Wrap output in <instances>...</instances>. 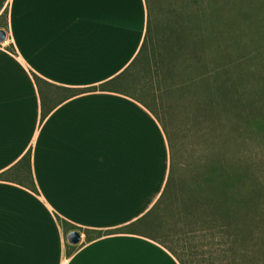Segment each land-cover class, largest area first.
I'll use <instances>...</instances> for the list:
<instances>
[{"label": "crops", "instance_id": "crops-1", "mask_svg": "<svg viewBox=\"0 0 264 264\" xmlns=\"http://www.w3.org/2000/svg\"><path fill=\"white\" fill-rule=\"evenodd\" d=\"M148 15L146 0H0V264H180L138 223L168 180L164 128L98 88L136 58Z\"/></svg>", "mask_w": 264, "mask_h": 264}, {"label": "trees", "instance_id": "trees-1", "mask_svg": "<svg viewBox=\"0 0 264 264\" xmlns=\"http://www.w3.org/2000/svg\"><path fill=\"white\" fill-rule=\"evenodd\" d=\"M146 2L148 25L138 55L119 76L98 88L124 91L123 79L130 75L136 79V75L141 74L139 66H144L145 63L152 68L150 73L144 75L148 78L146 86L142 85V79L137 86L138 80L134 84L137 91L145 92L143 96L157 99V91H187L191 84L198 81L202 84L201 107L205 113V127L202 128L201 138L205 143L197 167H194L193 161L188 163V168H191V183L178 182L176 172L184 167L186 169L187 165L180 164L177 160L173 139L162 116L143 97L124 91L132 94L154 113L164 128L170 147V172L165 189L152 209L139 220L140 230L154 237L145 226L149 223L158 224L161 207L170 204L174 216L182 217L185 213L184 217L187 216L189 220L211 217L210 223L215 224L222 236L228 238L225 243L231 247L229 250L232 257H248L249 252L238 247L240 240L249 236V241L264 244V208L260 205L264 197V176H260L254 168L249 142L252 133L254 134L253 126H257L264 134V74L259 69L247 68L245 64L249 56L264 51V44L238 56L235 54V47L241 42L227 26L230 32L220 29L214 35L215 39L213 36H196L193 32H179L176 28L173 31L176 40L171 43L169 37L163 39L164 49L159 53L154 43L151 48L149 46L153 40V21L151 0ZM223 23L226 25V22ZM177 53L184 57L187 72L180 82H168L175 75L174 56ZM195 56L200 60L201 71L198 74L193 73ZM34 79L40 86L41 78L35 74ZM153 83H157V87ZM212 108L217 113L207 119V111ZM21 162L27 166L29 177L32 178L31 154L27 153ZM176 187L178 192L175 193L172 188ZM169 192L170 196L173 193L175 196L170 198ZM180 200L185 212L178 207ZM154 239L170 250L180 264H188L179 252L157 237Z\"/></svg>", "mask_w": 264, "mask_h": 264}, {"label": "rangeland", "instance_id": "rangeland-1", "mask_svg": "<svg viewBox=\"0 0 264 264\" xmlns=\"http://www.w3.org/2000/svg\"><path fill=\"white\" fill-rule=\"evenodd\" d=\"M151 9L153 40L149 46L151 48L154 43L159 53L164 49L163 39L169 37L171 43L176 40L173 34L176 28L179 32L213 36V39L218 30L230 32L228 28H231L235 38L241 42L235 47V54L238 56L264 44V0H151ZM223 22H226V25ZM193 62V73L198 74L201 71L200 60L195 56ZM174 64L175 75L168 79V82H180L183 74L187 72L185 59L179 53L174 56ZM245 65L252 70L259 69L264 74V51L249 56ZM139 69L140 76L136 75V79L135 76H126L122 87L124 91L143 97L162 116L173 139L177 160L180 164L187 165L186 169L184 167L176 172V179L178 182L191 183V168H188V163L193 161L192 164L197 167L205 143L201 138L202 128L205 127V113L201 107L202 84L196 81L187 91H155L157 99H154L151 96H143L145 92L135 89L137 80L136 86L141 79L144 80L142 85L146 86L148 78L144 75L150 73L152 68L145 63L144 66L140 65ZM149 86L151 87L150 83ZM216 113V109L208 110L207 119H211ZM253 130L254 134L252 133L249 140L252 162L257 173L264 176V134L257 126H253ZM172 190L178 192L177 187ZM175 193L170 196L169 192V197L172 198ZM178 204L179 209L185 212L181 200ZM260 205L264 208V197ZM159 214V223H149L145 229L179 252L188 264H264V244L249 241V236L238 244L240 249L249 252V256L240 255L239 259H234L229 250L231 247L225 243L228 238L222 236L215 224L210 223L211 217L189 220L187 216L184 217L185 213L182 217L174 216L170 204L161 207Z\"/></svg>", "mask_w": 264, "mask_h": 264}, {"label": "water", "instance_id": "water-1", "mask_svg": "<svg viewBox=\"0 0 264 264\" xmlns=\"http://www.w3.org/2000/svg\"><path fill=\"white\" fill-rule=\"evenodd\" d=\"M5 38H6V32L4 30L0 29V42L4 41ZM68 240L71 243H77V242H79V240H80V234H79V232H77V231H71L68 234Z\"/></svg>", "mask_w": 264, "mask_h": 264}]
</instances>
